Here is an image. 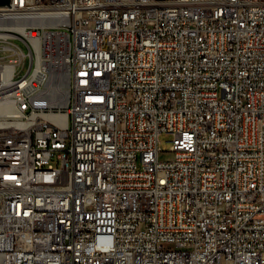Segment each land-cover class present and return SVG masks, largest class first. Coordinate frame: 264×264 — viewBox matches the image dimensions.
I'll return each mask as SVG.
<instances>
[{"label": "built area", "instance_id": "2783aa9c", "mask_svg": "<svg viewBox=\"0 0 264 264\" xmlns=\"http://www.w3.org/2000/svg\"><path fill=\"white\" fill-rule=\"evenodd\" d=\"M8 11L65 30L66 105ZM0 12V264H264V0Z\"/></svg>", "mask_w": 264, "mask_h": 264}, {"label": "bare ground", "instance_id": "6f19581e", "mask_svg": "<svg viewBox=\"0 0 264 264\" xmlns=\"http://www.w3.org/2000/svg\"><path fill=\"white\" fill-rule=\"evenodd\" d=\"M2 6H9V4ZM0 19H3V12H0ZM5 23L9 24L3 25L2 27L16 31L31 41L35 49L37 63L41 61L42 52L47 54V56H53V54H57L58 51L61 52L63 55L61 61L53 58L51 61L43 63L45 70L50 74L48 83L49 98L46 102L58 106L66 105L69 84V65L67 62L69 43L67 36H65V30H58V32L54 33H45L43 38H38L34 33L26 29L28 25H31V22L23 19L19 20L17 11L5 12ZM44 24L51 25L52 22ZM32 91L33 84H26L23 86V94H30ZM36 99L39 100L42 98L37 97ZM8 111H10L8 108H0V114L8 113ZM160 134L161 133H156V140H159Z\"/></svg>", "mask_w": 264, "mask_h": 264}, {"label": "rangeland", "instance_id": "374dc122", "mask_svg": "<svg viewBox=\"0 0 264 264\" xmlns=\"http://www.w3.org/2000/svg\"><path fill=\"white\" fill-rule=\"evenodd\" d=\"M33 33L35 34V32H33ZM16 43L23 45V43H21L19 40H16ZM49 56H47V54H45L44 52H42L41 59L44 60L45 62L46 61H51L53 58L54 59H57L58 61H61L63 55L61 54L60 51H58L57 54L55 53V54H53V56H50V57ZM159 140H160L159 148L161 149V151L168 152L169 149H170V146H171V142H170L171 141V137L169 135H166V133H161L159 135Z\"/></svg>", "mask_w": 264, "mask_h": 264}, {"label": "water", "instance_id": "95a60500", "mask_svg": "<svg viewBox=\"0 0 264 264\" xmlns=\"http://www.w3.org/2000/svg\"><path fill=\"white\" fill-rule=\"evenodd\" d=\"M8 4H9V0H0V6L8 5Z\"/></svg>", "mask_w": 264, "mask_h": 264}]
</instances>
